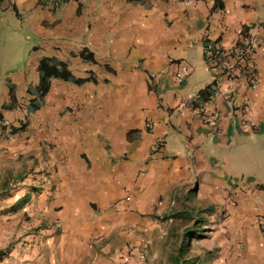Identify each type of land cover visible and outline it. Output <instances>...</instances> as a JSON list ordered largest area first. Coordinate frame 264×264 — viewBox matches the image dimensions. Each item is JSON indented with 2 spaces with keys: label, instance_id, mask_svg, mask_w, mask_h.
<instances>
[{
  "label": "crops",
  "instance_id": "obj_1",
  "mask_svg": "<svg viewBox=\"0 0 264 264\" xmlns=\"http://www.w3.org/2000/svg\"><path fill=\"white\" fill-rule=\"evenodd\" d=\"M251 36L248 123L223 96L218 129L176 111L212 79L203 39ZM42 59L74 79L42 96ZM175 211L213 213L201 264H264V0H0V264H137L140 231Z\"/></svg>",
  "mask_w": 264,
  "mask_h": 264
},
{
  "label": "built area",
  "instance_id": "obj_2",
  "mask_svg": "<svg viewBox=\"0 0 264 264\" xmlns=\"http://www.w3.org/2000/svg\"><path fill=\"white\" fill-rule=\"evenodd\" d=\"M42 4L51 9L57 10L65 0H41ZM186 5H193L196 0H182ZM260 48V43L256 36L247 38L242 45L224 47L221 43L211 40L208 37L203 39L202 59L206 69L212 75L210 83L203 91L187 95L176 108L180 114L184 115L187 109H193L203 123L218 129L223 123L224 115L218 110L208 108V103L218 96H223L232 104L233 112L240 114V118L245 124L248 123L249 114L253 109V103L246 97L241 103L236 102L235 82L243 79L252 89L257 88L260 78L256 68V54ZM195 69L193 62H183L177 79L183 82ZM162 143H156L155 150L161 149ZM259 224L264 231V220L260 219Z\"/></svg>",
  "mask_w": 264,
  "mask_h": 264
},
{
  "label": "rangeland",
  "instance_id": "obj_3",
  "mask_svg": "<svg viewBox=\"0 0 264 264\" xmlns=\"http://www.w3.org/2000/svg\"><path fill=\"white\" fill-rule=\"evenodd\" d=\"M212 214L209 212L188 214L175 211L169 217L164 215L155 217L146 230L140 231L143 233L140 245L133 248L136 250L134 256L138 258L137 264H178L179 261L174 257L178 256L180 251L181 239L186 238L188 234L191 235L189 239L191 243L188 252L182 258L185 260L187 258L186 261L192 264H201V259H197L195 253L197 250L206 249L202 241H199L200 238L213 235L214 229L210 226ZM219 214L223 217L225 213ZM202 223L207 227L199 230ZM198 232H201V235ZM185 260L183 261L186 262ZM119 264H128V262Z\"/></svg>",
  "mask_w": 264,
  "mask_h": 264
},
{
  "label": "trees",
  "instance_id": "obj_4",
  "mask_svg": "<svg viewBox=\"0 0 264 264\" xmlns=\"http://www.w3.org/2000/svg\"><path fill=\"white\" fill-rule=\"evenodd\" d=\"M57 65H58L57 62L51 63L49 59H42L41 61L40 70L42 72V79H41V84L39 86V91L42 96H44L49 90L50 87L49 78L51 76L62 77L67 80L74 79L63 64L61 65V67H58ZM33 106L38 107L39 104L35 103Z\"/></svg>",
  "mask_w": 264,
  "mask_h": 264
}]
</instances>
